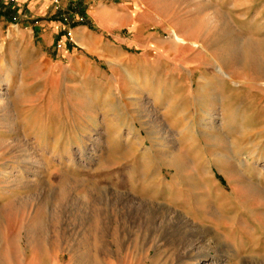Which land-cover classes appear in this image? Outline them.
Here are the masks:
<instances>
[{
	"label": "rangeland",
	"instance_id": "obj_1",
	"mask_svg": "<svg viewBox=\"0 0 264 264\" xmlns=\"http://www.w3.org/2000/svg\"><path fill=\"white\" fill-rule=\"evenodd\" d=\"M50 1L29 0L16 6L13 0H0V264H71L77 250H83L87 243H98L95 230L101 231L104 244L111 245L115 231L126 234L125 229L133 230L134 246H140L141 241L149 246L147 264H152V255L153 262L158 263L163 251H156L155 246L160 237L173 247H180L189 239L188 225L178 215L171 223L162 203L130 196L127 199L117 196L114 188L110 190L106 170L112 163L84 158L107 153L109 147L62 144L66 139L61 137V130L45 128L47 115L40 107L42 98L36 96L40 90L37 87L43 83L21 80V73H30L32 68L13 60L19 47L12 31L34 24L29 41L36 47L45 46L48 23L56 17L51 11L78 8L77 2L59 0L61 5L56 8L58 0ZM73 26L64 29L69 30V38ZM160 34L170 42L168 30ZM54 36L51 48L55 47L56 52L63 37L58 33ZM182 37L183 47L174 49L182 53L175 55L177 61L195 66L185 63L178 71L166 63L159 72L165 77L176 74L175 84L179 72L181 79L192 76L200 100L196 105L188 100L186 106L196 112L189 114V119L197 127L198 140L172 149L189 155V164L201 155L212 156L215 179L228 191L223 197L213 193L214 205L222 206L226 214L223 223L214 225L207 219L205 224H197L198 231H211L207 232V239L212 240H207L211 246L208 254L198 258L196 264H264V48L246 42L244 51H238L235 34H230L227 50L221 48L220 34L199 43L188 39L187 34ZM165 50L168 53L173 48ZM238 56L244 57L241 64ZM217 60L229 72L218 66ZM222 70L227 72L228 92L233 97L229 100V113L221 112L220 98L212 113H203L202 107L210 106L212 100L201 80L205 75L211 76L218 84ZM52 116L53 127L63 124L61 114ZM196 163L199 169L201 162ZM144 219L148 220L146 231L141 226ZM126 221L131 223L126 226ZM31 231L38 233L32 235ZM113 249L114 245L105 257Z\"/></svg>",
	"mask_w": 264,
	"mask_h": 264
},
{
	"label": "crops",
	"instance_id": "obj_2",
	"mask_svg": "<svg viewBox=\"0 0 264 264\" xmlns=\"http://www.w3.org/2000/svg\"><path fill=\"white\" fill-rule=\"evenodd\" d=\"M63 1L77 2L78 8L69 7L66 12L59 8L58 0V11H51L56 17L48 23L45 46L36 47L29 41L34 24L18 26L11 33L19 47L13 60L32 68L30 73H21V80L43 83L37 87L40 90L36 96L42 98L40 107L47 115L46 130H61V137L66 139L62 144L109 147L107 153L84 158L112 163L106 170L112 184L110 190L114 188L117 196L127 199L130 196L162 203L171 223L178 215L188 225L189 239L180 247H173L160 237L155 248L163 251L162 261L154 263L152 255V264H196L198 258L208 254L211 246L207 242L212 240L207 239V232L211 231H198L197 224H205L207 219L214 225L223 223L226 214L222 206L214 205L213 193L223 197L228 191L215 179L212 156L201 155L189 164V155L173 152L174 146L192 145L198 140L197 127L189 119V114L196 112L192 113L186 103L193 100L196 105L200 96L194 90L192 76L181 79L179 72L175 84L176 74L165 77L159 67L163 70L166 63L173 64L179 71L180 65L189 64L177 61L176 56L182 53L174 49L183 46L175 41L174 34H187L188 39L198 43L220 34L219 43L226 50L230 34H235L238 51H244L246 42L263 49L264 0ZM12 3L17 6L29 0ZM71 25L74 29L69 38V30L64 29ZM164 30L170 32V42L160 34ZM56 33L63 40L53 52ZM166 48L173 51L166 53ZM243 59L238 56V64ZM218 63L225 68L222 62ZM218 77V84L211 76L205 75L201 80L212 100L210 106L202 107L203 113H212L219 98L221 112L229 113V100L233 97L228 92V77ZM55 114L62 115L63 124L57 127H53ZM185 162L188 164L180 165ZM196 162H201L199 169ZM127 223L131 221H126V226ZM125 233L128 240L117 242L115 231L111 245L94 234L98 243H87L83 250H77L71 264H147L149 246H144V241L134 246L133 233L126 229ZM112 245V253L105 257Z\"/></svg>",
	"mask_w": 264,
	"mask_h": 264
},
{
	"label": "bare ground",
	"instance_id": "obj_3",
	"mask_svg": "<svg viewBox=\"0 0 264 264\" xmlns=\"http://www.w3.org/2000/svg\"><path fill=\"white\" fill-rule=\"evenodd\" d=\"M173 37L175 38V41H176V42H182V41L184 40V38H183L182 36L178 35V34H174ZM187 38H188V37H187ZM221 74H223L224 76H227V72L224 71V70H222ZM103 197H104V196H103ZM138 217H139V216H138ZM145 219H146V218H145ZM145 219H144V221H142V225H141L142 227L144 226V228H143L144 231H146L145 229H147L145 226L148 225V220H145ZM98 223H99V222H98ZM182 229H183V228H182ZM182 229H181V230H182ZM128 230H129V233H133V230H130V229H128ZM143 230H141V231H143ZM178 231H180V230H178ZM100 232H101V231L98 232V231L96 230V233H94V234H96L97 237H98V236L102 237L101 234H100ZM37 233H38V232H36V231H33V232L31 231V234H32V235H37ZM97 233H99L100 235H98ZM129 233H128V235H129ZM175 234H176V233H175ZM182 234H183V232H182ZM177 235H178V234H177ZM116 236H117V240H118L117 242L122 241L123 238L126 237V235L124 234V232H120V231H118V230L116 231ZM143 236H144V235H143ZM143 236L141 235V237H143ZM97 237H96V239H98ZM134 237H135V236H134ZM91 239H92V238H91ZM101 239H102V238H101ZM142 239L145 240V237H143ZM78 251H80V250H78Z\"/></svg>",
	"mask_w": 264,
	"mask_h": 264
},
{
	"label": "trees",
	"instance_id": "obj_4",
	"mask_svg": "<svg viewBox=\"0 0 264 264\" xmlns=\"http://www.w3.org/2000/svg\"><path fill=\"white\" fill-rule=\"evenodd\" d=\"M1 12L3 13V11H2V10H0V13H1Z\"/></svg>",
	"mask_w": 264,
	"mask_h": 264
}]
</instances>
